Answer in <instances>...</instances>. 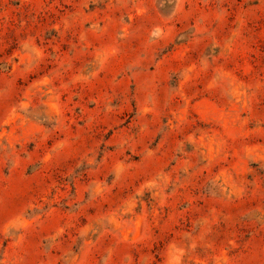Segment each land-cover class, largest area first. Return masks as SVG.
<instances>
[{"label":"rangeland","instance_id":"1","mask_svg":"<svg viewBox=\"0 0 264 264\" xmlns=\"http://www.w3.org/2000/svg\"><path fill=\"white\" fill-rule=\"evenodd\" d=\"M0 264H264V0H0Z\"/></svg>","mask_w":264,"mask_h":264}]
</instances>
